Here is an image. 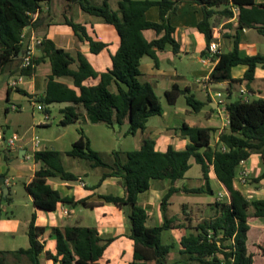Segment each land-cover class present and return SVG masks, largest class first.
I'll use <instances>...</instances> for the list:
<instances>
[{"label": "trees", "instance_id": "16d2710c", "mask_svg": "<svg viewBox=\"0 0 264 264\" xmlns=\"http://www.w3.org/2000/svg\"><path fill=\"white\" fill-rule=\"evenodd\" d=\"M53 0H0V75L28 79L36 72V67L48 60L51 74L46 80V90L42 96H31L18 86L9 85L6 102L12 92L28 97L29 102H38L44 106L45 115L51 113L54 104H67L61 110L62 120L59 126L66 127L84 119L93 124L108 127L128 125L127 134L135 136L146 129L152 117L163 115L160 98L152 85L140 81V65L148 57L158 67V53L171 47L174 55L179 54L180 44L174 38L175 28L170 24L171 15L176 14L182 3H194L203 13V19L197 24L206 42V56L214 41L215 20L236 19V24L225 27L233 34L224 37L234 39V48L228 53H217L216 64L211 72L208 84L227 83L225 112L228 128L219 134L218 142L211 146V128L189 127L182 125L178 130L183 139L189 141L184 150H175L169 146L165 152L155 148V142L145 139L138 150L121 154L113 152V161L105 162L100 154L91 148L90 140L83 129L79 130V139L72 144L66 156L89 162L91 168L104 170L99 183L90 190L97 189L107 178H116L123 189V196L101 195L104 202L127 209L130 222L128 238L133 241L131 264H264V239L258 243H248L251 223L264 222V199H248L234 187V181L241 163L252 155H259L263 173L254 183L264 180V99L244 100L241 97L231 100L235 87L245 85L248 89L255 79L256 69H264V55L242 56L239 52V33L243 30H255L264 37V0H119L113 9L109 0H64L62 8L63 24L70 27L79 42L89 45L92 54L105 49L106 44L94 40L84 24L76 23L69 17L73 7L86 15L96 17L111 25L120 40L119 48L112 57L111 69L106 73H96L82 55L73 58L65 50L56 47L53 41L43 38L37 47L40 56L31 57L28 66H23L27 49L24 47L23 34L28 27L37 29L49 25L52 21L51 6ZM47 7V12L43 8ZM151 7L159 9L160 22L146 20L145 13ZM153 31L156 37L150 41L144 38V32ZM77 64V69L71 67ZM245 66L243 78H232L234 67ZM60 78H70L73 86L69 88L58 82ZM99 78L97 85L88 86V79ZM115 85L116 91H111ZM184 96L187 105L196 113L205 103L197 100L188 88L181 89L173 85L165 92L169 105L173 106ZM82 110L84 114L82 113ZM62 153L56 150L36 151L34 160L41 162L33 178L24 185L32 198L35 208L52 213L59 204L69 207L83 206L92 208L87 200L74 201L62 197L49 183V179L62 181H81V177L68 172L62 166ZM200 165L204 179L208 180L210 168H213L217 181L224 187L227 197L209 205L211 214L194 224L188 214L184 218L167 217L170 198L177 194L212 195L210 187L195 189L175 188L176 181L183 180L191 168V160ZM3 185L6 178H3ZM155 180H169L172 187L162 198L161 211L164 223L159 227H148V213L139 204L138 197L150 189ZM7 188V186H5ZM10 194L2 200L10 203ZM169 230H186L189 233L180 240V259L168 263L167 257L172 245L163 244L161 235ZM46 228L35 226V216L28 225L29 247L16 251H0V264H8L9 259L26 260L28 264H40L42 254L54 264H98L104 252L114 239H103L97 229L66 226L50 229V235L56 241L55 254L45 251L40 237Z\"/></svg>", "mask_w": 264, "mask_h": 264}, {"label": "crops", "instance_id": "0c3cea01", "mask_svg": "<svg viewBox=\"0 0 264 264\" xmlns=\"http://www.w3.org/2000/svg\"><path fill=\"white\" fill-rule=\"evenodd\" d=\"M98 1L101 2L102 0H98ZM256 1L260 2L261 0H256ZM43 12H47V7L43 8ZM62 13H63L62 9L59 11L58 15L54 13L53 2H52L51 14L53 19L51 23L49 25H43L41 27H38L37 29L28 27L25 30L24 47L32 48L33 57H38L40 56V50L37 46H33V43L35 40H42L43 38H47L53 41L56 47L65 50L73 58H77L78 55H82L96 73L102 74L110 70L112 66V57L116 54L120 44L119 37L114 27L103 23L98 18H96V20H94L91 23L88 22L82 23L81 22L82 20H88L89 18L78 8L73 7L69 17L72 18L73 21L76 23L84 24L89 35L94 40L106 44L105 49H103L100 53L92 54L90 52L89 45L84 42H79L76 36L74 35L73 30L62 23L63 22ZM145 17L146 20L150 22H155V23L160 22L159 9L157 7H151L145 13ZM202 19H203V13L198 5L194 3H182L181 5H179L176 14L171 15L170 17V24L175 28L174 38L180 44L179 54L174 55L171 51L172 50L171 47L166 46L165 50L159 52L157 55L158 67H155L154 62L148 57L143 58L141 61L140 81L150 83L156 95L158 92H161V94L165 95V92L170 90L173 85H177L181 89L188 88L191 94H193L196 99H197L196 92H201L204 96V100L197 99L205 103L203 109L200 112H198L204 114L203 118L200 121H189L188 123L186 119H182L180 123L178 122L175 124H166L164 126H157V124L151 125V123L154 121L155 118L152 117L148 120L146 129L136 134L138 135L139 133H141L142 143L145 139L153 140L155 142V148L159 152H165L169 146L173 147L175 150L185 149L189 141L183 139L180 136V132L178 130L184 124L189 127L197 126L202 128L213 129L214 132L211 134V142H210L211 146H215L217 144L219 139V134L228 128L227 114L222 107H218L216 105L218 99L214 95L216 92L223 94L224 100L226 102L228 84L221 83V84L210 85L208 84V79L216 64L215 55L217 53L231 52L234 48V39L225 38L224 35L234 33L232 30L226 28L225 26L228 23H232L233 25H235L236 19L230 21L225 19L215 20L214 29H213L214 41L211 44L214 43L217 45V53L212 57H210L209 54H207L206 56L201 55V53L206 50V42L204 36L197 30V24ZM252 33H257V32L255 30H243L239 33L238 48L242 56L261 54L256 51L254 45V42H256L258 38H255L256 36H254ZM155 37L156 34L153 31L144 32V38L148 41L154 39ZM182 59H185V61H187L186 64L184 65L186 67L187 66L195 67V65H200L197 71L194 68H192L191 70V74L194 76V84H193L194 89H192L191 85L187 82L185 77L186 73H184L183 70L180 68V64H182L183 61ZM71 68L73 70H76L77 64H74ZM246 69L247 68L245 66L234 67L231 71L232 78L234 79L243 78ZM50 74H51L50 62L48 60H45L43 63L39 64L36 67L35 74L27 79L29 80V82L25 83L24 81L26 79L22 78V81L18 83L16 86L20 87L31 96L34 97L42 96L45 93L46 80ZM57 81L67 85L69 88L74 89L78 92V90L73 86L72 80L70 78H60ZM13 82L14 81H10V79L7 78L6 85L2 88V91L0 92L1 107L3 105L2 99L5 95V92L7 97V88ZM98 82H99V78L88 79L84 82V85L94 86L97 85ZM27 89L31 91L28 92ZM110 89L111 91H116L115 85H113ZM240 90H245L247 92L248 94L247 99L250 101L258 98L264 99V69L261 67H258L256 69L255 79L250 85L249 89L244 84L235 87L233 94L231 95L232 101L239 98ZM181 97L184 98V96ZM179 99L177 103L179 102ZM34 103L37 104L38 102L34 101L32 104ZM177 103L175 105H177ZM175 105L173 106L169 105L167 108L175 107ZM66 106L67 104H61V106L58 109V113H59L58 124L63 118L61 114V110ZM10 109L18 110L19 108L15 107L14 105H12L11 108L9 106L8 107L3 106V111L5 114H7ZM50 111L51 113L49 115H45L47 117V120L50 118L53 119L51 107H50ZM182 112L185 115H191L192 113L191 110L188 109H182ZM82 113L84 114L83 110ZM168 114H169L168 109L165 110L163 108V115L161 117H166L168 116ZM81 122L84 124L88 123V121L85 119L77 123H81ZM49 124H50L49 122L45 123V125H49ZM42 125L43 124H41V126ZM140 147L138 149H140ZM190 163H191V168L185 174L184 179L176 181L173 184V187L178 189L180 188L195 189L196 187L192 185L194 180L198 179L200 181H206L203 177L200 165H197L193 159L190 161ZM41 167H42V163H40L39 168L34 169V173ZM244 167L248 173V184L242 187L235 179L234 187L248 199L250 198L264 199V180L260 181L259 183H254L253 181L263 173V165L261 163L260 156L252 155L244 163ZM192 170L194 171L193 174L196 177H192L190 175V172ZM34 173L27 181V183L30 182V180L33 178ZM75 175L80 176L82 178L81 181H76V182L62 181L58 178L59 180H56L57 182H54L55 178H52L49 179V183L52 185V187L55 190H57L61 194L62 197L73 198L74 201L85 199L87 200V203L93 205V207L92 208H85L83 206L69 207L66 205L59 204L54 212L47 213L35 208V206L33 205L32 198L28 195L29 203H27V205L31 203L33 207H32L30 220L25 221V224L27 225V230H28V225L31 222L32 216L34 215L35 226L46 228V232L42 237H40V242L44 244L45 251L55 254L56 241L50 235L51 228L54 227L63 228L66 226H81V227L95 228L97 229V231L99 232L100 236L103 239H111V238L114 239V241L109 245V247L104 252L102 258L98 261V264H131L133 257V241L128 238L130 222L127 217V209L119 208L114 204L104 202L102 199L99 198V196L101 195H115L122 197L123 189L118 184V180L116 178H107L100 184V186L97 189L90 190V188L97 185L99 181L97 184L90 185L85 179L88 173L86 171H82V169L79 170V173H75ZM211 181H215V183H217V185L220 187V191L218 193H215L212 187L210 186ZM7 182L8 180L6 179L5 180L6 185L0 183V235L2 233H6L11 235L13 239H15L17 237L18 230L22 222L19 221L15 217V215H12V218L11 217L4 218L2 216L3 211L5 210V206L3 205V202L5 201L2 200L1 198L2 193L4 194V189H7L8 191L7 194L11 193L10 189L8 187L7 188L5 187L8 185ZM207 183H208L207 186L210 187V189L213 192V194L210 195L211 198L204 197V194L186 195L183 193H177L170 198L169 206H172L173 204H175V201H178V206L180 208L181 214L177 213L174 214L172 217H170L168 215V208H167V212H166L167 217L173 218L175 216H179L180 218H184V216L188 214L189 216L193 217L194 224L202 219L207 218L209 214H211L209 205L213 204L216 201H219L218 200L219 195H222L224 199L227 197L226 190L217 181L213 168H210ZM82 184H85V187H82ZM106 185L114 188L115 194H104L99 191L100 188ZM170 187H172V183L169 180H155L151 182V186L148 191L139 195L138 202L148 213V221H147L148 227L151 228L159 227L164 223V217L161 211V201L162 198L167 194ZM9 198L11 202L6 204L9 205L10 207L13 206L16 207L15 206L16 202L12 199V197ZM63 209H67L71 212L69 217H66L62 214ZM250 225H251V230L248 235V243L254 244V243H258L261 239H264V222L255 221ZM27 230H26V236H27ZM171 231L174 230L163 232L161 235V241L163 234L171 233ZM181 239L182 237L179 239L178 244L180 243ZM28 247L29 245L26 248H22V249H27ZM18 249L9 250V251H16ZM179 249H180V245H179ZM179 249L175 260L181 258L179 254ZM0 251H7V250L0 249ZM15 261L20 264H28V262L22 258ZM39 261L40 264H54L51 260L46 259L44 254L40 256Z\"/></svg>", "mask_w": 264, "mask_h": 264}, {"label": "rangeland", "instance_id": "374dc122", "mask_svg": "<svg viewBox=\"0 0 264 264\" xmlns=\"http://www.w3.org/2000/svg\"><path fill=\"white\" fill-rule=\"evenodd\" d=\"M64 0H53L54 13L58 15L59 11L63 8ZM119 0H109V3L113 9L117 8ZM88 20H82V23H91L96 20V17L89 16ZM255 38H258L254 42L256 51L258 53L264 54V38L257 33H252ZM182 64L180 68L186 73L185 77L187 82L191 85L192 89L194 84V76L191 74L192 68L196 71L200 65H195V67L184 66L187 61L182 59ZM188 64V63H187ZM192 66V64H191ZM10 81L17 82L18 77L14 76L9 78ZM7 77L0 75V92L2 88L6 85ZM25 83L29 80H25ZM23 87V86H22ZM28 92L31 90L27 89ZM157 95L160 97V103L162 107L167 110L168 116L166 117H155L154 121L151 123L157 124V126H164L166 124L180 123L182 119L189 121H200L204 114L194 112L186 103L185 98L180 97L179 102L175 107H170L166 101L165 95L158 92ZM197 99L204 100V96L201 92H196ZM6 92L2 99L3 105H0V180L1 178H6L8 180L7 187L10 189V197L16 202V207H10L3 202L5 210L2 216L4 218L15 217L22 222L18 230L17 237H13L9 234L2 233L0 235V249L3 250H15L18 248H26L28 244L26 230L27 225L25 221L30 220L33 205L29 203V197L24 189V185L30 179L34 173V169L39 168L41 162H36L34 160V153L36 151L44 150H56L63 153L62 155V166L68 172L73 174L79 173V170L86 171L88 175L85 177L90 185L97 184L100 180L104 170L102 168H91L89 162L81 159L71 158L65 155L72 148V144L79 139V130L83 129L87 138L91 142V148L98 152L101 158L107 162L111 163L113 161V152H120L125 154L126 152L137 150L141 146V133L136 136H131L127 134L128 125L125 124L121 127L114 126L108 127L104 124H93V123H76L66 127L58 125L59 113L58 109L61 104H54L51 106L52 118L45 120V113L37 110V104H32L29 102L27 97L12 92L9 96V101L6 102ZM1 104V102H0ZM14 105L19 108L18 110L10 109L7 114L3 111L4 107H10ZM182 109L191 110V115H185ZM49 122V125H45ZM41 124H43L41 126ZM13 136H17L18 140L15 142L14 148L11 149L7 147L6 141L10 140ZM37 138L40 141L38 148H34L33 140ZM20 150H26V155L29 159H20ZM193 170L190 172L192 177H196L193 174ZM58 178L54 180L57 182ZM207 181H200L198 179L194 180L192 185L196 188L204 187L207 189ZM76 185V183H75ZM215 193L220 191V187L215 183V181L210 182ZM104 194H115V189L111 186H104L99 190ZM204 197L211 198L209 194H204ZM251 199V198H250ZM181 214L180 208L178 206V201L175 204L168 207V215L172 217L174 214ZM153 223V222H152ZM157 225V224H155ZM161 225V224H160ZM188 234L185 230H174L171 233H164L162 236V241L164 244L172 245L173 249L170 251L169 257L167 259L168 263H172L176 258L178 253L179 244L178 241L181 237ZM8 264H20L15 261V259L10 258Z\"/></svg>", "mask_w": 264, "mask_h": 264}, {"label": "built area", "instance_id": "2783aa9c", "mask_svg": "<svg viewBox=\"0 0 264 264\" xmlns=\"http://www.w3.org/2000/svg\"><path fill=\"white\" fill-rule=\"evenodd\" d=\"M23 37L25 38V32L23 34ZM41 40H35L34 43H33V46H37L39 43H40ZM27 53H26V56L23 60V66H28L30 61H31V57L33 56L32 55V48L30 47H27ZM217 53V45L216 44H211L209 46V51H208V54L210 57L214 56L215 54ZM22 81V78H19L17 82H13L11 85L12 86H16L18 83H20ZM215 97L218 99L217 100V103L216 105L218 107H222L225 111V105H226V102L224 100V95L219 93V92H216L215 94ZM208 96H209V93H208ZM239 97H241L242 99L244 100H247V97H248V94L245 90H240L239 92ZM35 104V103H34ZM37 110L38 111H42L44 110V106L42 104H38L37 103ZM45 118L47 119V117L45 116ZM18 140V137L17 136H13L10 140H7L6 141V145L7 147L13 149L14 148V145H15V142ZM33 143H34V148H38L39 145H40V141L35 138L33 140ZM24 159H29V156H27L26 154L24 155ZM236 181L239 183L240 186L244 187L248 184V173L247 171L245 170V167H244V162L241 163V167H240V171L239 173L237 174V177H236ZM82 187H85V184H82ZM224 197L222 195H219L218 196V200L219 201H223ZM62 214L66 217H69L71 212L67 209H63L62 210Z\"/></svg>", "mask_w": 264, "mask_h": 264}, {"label": "water", "instance_id": "95a60500", "mask_svg": "<svg viewBox=\"0 0 264 264\" xmlns=\"http://www.w3.org/2000/svg\"><path fill=\"white\" fill-rule=\"evenodd\" d=\"M26 154V151L25 150H20V152H19V157H20V159H24V155ZM3 178H1V180H0V183L2 184L3 183ZM7 189H4V196H6V194H7Z\"/></svg>", "mask_w": 264, "mask_h": 264}]
</instances>
